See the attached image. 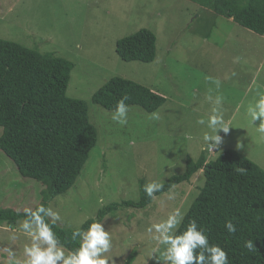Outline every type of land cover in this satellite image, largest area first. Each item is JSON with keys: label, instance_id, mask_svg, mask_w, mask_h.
Returning <instances> with one entry per match:
<instances>
[{"label": "rangeland", "instance_id": "obj_1", "mask_svg": "<svg viewBox=\"0 0 264 264\" xmlns=\"http://www.w3.org/2000/svg\"><path fill=\"white\" fill-rule=\"evenodd\" d=\"M140 28L157 37L155 59L122 60L115 52L116 40ZM0 38L71 61L66 94L87 103L89 120L98 131L97 144L75 184L49 202L62 216L57 225L78 227L103 205L137 198L140 179L145 184L163 182L184 170L187 155L197 159L206 152L202 137L208 129L197 120L211 114L209 95L223 97V116L232 128L227 135L219 133L224 142L220 151L207 150V160L231 148L264 169V134L249 123L246 113L257 92H264V34L190 0H0ZM249 39L256 50L246 51L244 57L239 45ZM115 75L162 92L165 102L152 112L128 105L127 124L121 126L112 120L115 110L90 99ZM215 80L220 81L219 89ZM238 139L243 148H236ZM202 181L201 168L189 182L155 196L144 209L106 214L100 221L111 233L109 254L116 264H124L131 253L132 264H157L149 257L157 245L146 229L176 208L186 211ZM41 188L37 180L23 177L0 150V207L33 209ZM22 219L0 224V264H11L7 248L21 264L25 259L23 248L30 239L18 229Z\"/></svg>", "mask_w": 264, "mask_h": 264}, {"label": "trees", "instance_id": "obj_2", "mask_svg": "<svg viewBox=\"0 0 264 264\" xmlns=\"http://www.w3.org/2000/svg\"><path fill=\"white\" fill-rule=\"evenodd\" d=\"M211 12L232 18V21L256 34H264V0H190ZM248 43V44H247ZM254 42H241L246 57L255 51ZM115 52L125 61L152 62L157 55V37L148 28L118 38ZM73 63L52 53H42L15 41L0 38V150L26 178L41 183L39 205L50 207L58 195L66 193L76 182L98 140V131L89 120L87 103L66 94ZM127 97V105H139L148 112L165 102L157 90L120 76H112L91 95L106 110H115L117 102ZM207 152V150H206ZM201 151L197 159L187 155L184 170L163 181L159 196L175 185L189 182L202 168L203 181L186 209L181 229L191 219L206 230L210 244H218L228 254L229 264H264V169L244 154L226 148L207 160ZM240 168L245 169L243 173ZM138 197L103 205L94 218L80 226L87 228L94 220L118 209H144L153 199L143 191L139 180ZM25 218L24 211L0 207V224L15 223ZM227 220L237 226L230 234L224 227ZM56 225L66 249L78 246L70 239L72 231ZM252 239L256 251L244 247ZM131 253L124 264H132Z\"/></svg>", "mask_w": 264, "mask_h": 264}, {"label": "clouds", "instance_id": "obj_3", "mask_svg": "<svg viewBox=\"0 0 264 264\" xmlns=\"http://www.w3.org/2000/svg\"><path fill=\"white\" fill-rule=\"evenodd\" d=\"M214 83L219 89L220 81L215 80ZM126 99L127 97H124L117 102L112 114V120L121 126L127 124L129 107L125 103ZM207 99L214 104V107L207 119L201 117L197 123L208 129L202 137L205 148L210 151L213 149L220 151L224 141L219 133L222 131L227 135L232 127L223 116L221 109L223 97L216 95L213 98L209 95ZM246 113L249 123L255 126L259 133L264 134V92H257L254 102L248 105ZM243 146L238 139L236 148L240 149ZM239 171L243 173L245 169L240 168ZM162 189L163 183L155 180L143 186L144 193L150 199H154L155 193ZM174 198V194L170 191L168 199ZM24 214L25 218L18 221V229L30 239V244L24 245L25 259L22 264H116L115 256L109 254L113 249V241L110 231L104 227V222L94 220L86 229L75 228L70 239L77 242L78 246L66 249L54 230L58 222H63L59 211L41 204L35 209L25 208ZM186 215V211L176 208L165 219L151 224L146 229L157 245L151 250L149 257L154 258L157 264L160 261L164 264H229L227 252L218 244H210L206 230L198 225L195 219L189 220L187 226L181 229ZM224 227L230 234L237 232V226L232 220H227ZM15 238L13 236V239ZM244 247L250 252L257 250L252 239L246 240ZM5 251L11 264H21L12 248H7Z\"/></svg>", "mask_w": 264, "mask_h": 264}, {"label": "crops", "instance_id": "obj_4", "mask_svg": "<svg viewBox=\"0 0 264 264\" xmlns=\"http://www.w3.org/2000/svg\"><path fill=\"white\" fill-rule=\"evenodd\" d=\"M244 56V55H243ZM245 57V56H244Z\"/></svg>", "mask_w": 264, "mask_h": 264}]
</instances>
